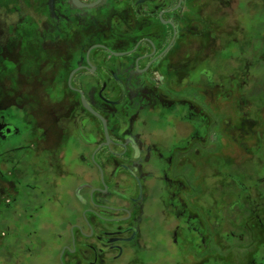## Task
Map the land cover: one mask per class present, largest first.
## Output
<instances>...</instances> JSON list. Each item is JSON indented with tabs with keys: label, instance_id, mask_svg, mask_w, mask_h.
Returning a JSON list of instances; mask_svg holds the SVG:
<instances>
[{
	"label": "flooded vegetation",
	"instance_id": "flooded-vegetation-1",
	"mask_svg": "<svg viewBox=\"0 0 264 264\" xmlns=\"http://www.w3.org/2000/svg\"><path fill=\"white\" fill-rule=\"evenodd\" d=\"M66 1L65 35L46 21L39 35L44 49L66 43L69 52L53 90L63 112L52 125L58 145L28 112H0V154L12 158L0 181V264H141L147 235L157 253L149 264H173L175 251L197 264H264V165L252 183L226 172L228 188L210 202L200 174L195 180L206 109L220 111L207 105L206 81L217 86L211 69L187 70L174 86L187 0ZM191 83L198 103L179 96ZM216 128L220 151V119ZM53 150L71 175L64 197L61 178L39 173L54 171ZM255 155L264 160V150Z\"/></svg>",
	"mask_w": 264,
	"mask_h": 264
},
{
	"label": "rangeland",
	"instance_id": "rangeland-1",
	"mask_svg": "<svg viewBox=\"0 0 264 264\" xmlns=\"http://www.w3.org/2000/svg\"><path fill=\"white\" fill-rule=\"evenodd\" d=\"M67 5L66 0H0V112L14 109L21 118L22 113L28 112L29 120L39 121L38 127L44 125L45 130L51 129L54 144L60 141L61 135L52 125L63 112L53 103V90L56 80L68 67L69 52L66 43L58 50L44 49L39 35L42 21L61 27V34L65 35L66 24L73 17ZM187 5L188 34L179 48L174 86L181 85L187 70L190 76H197L203 68L215 74L217 86L209 87L206 81L205 91L209 95L207 105L212 107L216 103L220 112L218 115L215 112L213 117L206 109L209 123L204 166L200 173L195 172V180L198 174L204 180L203 193L210 202L217 192L223 195L228 188L226 172L241 174L252 183L260 177L264 165L263 158L255 155L264 150V0H187ZM74 42L80 45V38ZM197 95L192 83L187 91L180 89L179 92V96L191 103H198ZM42 112L45 115L41 121L39 114ZM219 119L222 128L220 151L213 147L218 141L215 131ZM57 151L49 153L50 161L47 162V165L53 163L54 171L39 173H44L45 178H61L60 193L64 197L69 189L66 180L71 175ZM21 160L19 155L14 164L16 168ZM9 163L12 158L0 154V181L11 176V169L7 168ZM5 188L1 186L0 193L6 191ZM16 189L20 193V189ZM18 192L15 195H19ZM225 219L236 220L229 216ZM153 241L150 235L143 238L142 243L149 248L139 260L141 264H149L157 256L152 250ZM36 243L41 244V239ZM224 248L229 249L231 245L224 243ZM175 254L173 264H197L190 261L193 257L185 262V251H175Z\"/></svg>",
	"mask_w": 264,
	"mask_h": 264
},
{
	"label": "water",
	"instance_id": "water-1",
	"mask_svg": "<svg viewBox=\"0 0 264 264\" xmlns=\"http://www.w3.org/2000/svg\"><path fill=\"white\" fill-rule=\"evenodd\" d=\"M75 1L79 3V1H77V0H75ZM79 5H80V6H83L81 3H79ZM94 5H95V4H94ZM94 5H91V6H94Z\"/></svg>",
	"mask_w": 264,
	"mask_h": 264
},
{
	"label": "bare ground",
	"instance_id": "bare-ground-1",
	"mask_svg": "<svg viewBox=\"0 0 264 264\" xmlns=\"http://www.w3.org/2000/svg\"><path fill=\"white\" fill-rule=\"evenodd\" d=\"M94 126V125H93Z\"/></svg>",
	"mask_w": 264,
	"mask_h": 264
}]
</instances>
